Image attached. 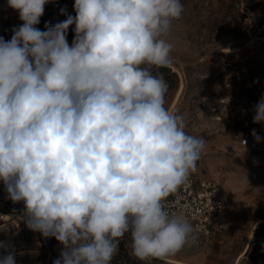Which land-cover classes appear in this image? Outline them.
I'll return each instance as SVG.
<instances>
[{
  "label": "clouds",
  "instance_id": "clouds-1",
  "mask_svg": "<svg viewBox=\"0 0 264 264\" xmlns=\"http://www.w3.org/2000/svg\"><path fill=\"white\" fill-rule=\"evenodd\" d=\"M51 2L7 0L23 22L10 40L0 37V181L7 196L23 201L19 219L30 230L63 245L53 264H112L126 235L140 261L174 255L197 229L164 201L196 170L207 143L165 107L169 85L153 71L172 63L167 37L184 6L75 0V16L41 31L36 25ZM254 112L253 123L264 122V96ZM252 136L261 139L255 130ZM8 248L0 241V264H16Z\"/></svg>",
  "mask_w": 264,
  "mask_h": 264
},
{
  "label": "rangeland",
  "instance_id": "rangeland-1",
  "mask_svg": "<svg viewBox=\"0 0 264 264\" xmlns=\"http://www.w3.org/2000/svg\"><path fill=\"white\" fill-rule=\"evenodd\" d=\"M75 0H53L45 6L36 25H55L67 15L75 16ZM184 12L172 22L168 40L170 71L163 73L169 90L165 107L181 115L185 132L206 141L196 172L217 182L227 196V208L214 221L213 234L198 243L189 240L179 252L150 264H252L264 255V153L243 148L238 129H255L251 117L264 92V0H181ZM66 8V14L60 9ZM19 13L0 0V37L11 39L12 29L21 25ZM74 25L67 41L71 46ZM0 194L7 196L0 181ZM15 203L0 198V212L13 211ZM14 223L4 226L9 237ZM35 232L25 246L10 247L16 264H53L59 258L54 237ZM47 243V244H46ZM6 254L0 249V256ZM170 258V259H168Z\"/></svg>",
  "mask_w": 264,
  "mask_h": 264
},
{
  "label": "built area",
  "instance_id": "built-area-1",
  "mask_svg": "<svg viewBox=\"0 0 264 264\" xmlns=\"http://www.w3.org/2000/svg\"><path fill=\"white\" fill-rule=\"evenodd\" d=\"M254 115L255 112L251 117V121L256 126L255 129H238L236 136L239 141L240 139L247 141L245 148L264 153V122L253 123ZM253 130L261 137L259 142L252 136ZM241 133L243 134L242 137L240 136ZM239 143L244 148L242 142L240 141ZM164 206L170 213H182L189 218L197 229L196 238L192 241L198 243L203 238H208L213 234L214 221L217 219L218 214L227 208V196L220 189L217 182L194 171L188 177L187 182L176 193L170 194L166 198ZM12 212L13 216L10 219L6 217L7 213L0 212V221L3 222L4 226L11 222L15 225L11 229L12 234L9 237L3 236L0 230V241L5 242L10 247L25 246L26 241L33 237L35 232L26 226L23 219H19L24 215L23 201L15 203V208ZM252 264H264V255L257 258Z\"/></svg>",
  "mask_w": 264,
  "mask_h": 264
},
{
  "label": "trees",
  "instance_id": "trees-1",
  "mask_svg": "<svg viewBox=\"0 0 264 264\" xmlns=\"http://www.w3.org/2000/svg\"><path fill=\"white\" fill-rule=\"evenodd\" d=\"M170 71L169 67L160 68ZM53 238V237H51ZM112 264H150L148 261H140L131 254L130 236L126 235L121 241L118 254L113 258Z\"/></svg>",
  "mask_w": 264,
  "mask_h": 264
},
{
  "label": "bare ground",
  "instance_id": "bare-ground-1",
  "mask_svg": "<svg viewBox=\"0 0 264 264\" xmlns=\"http://www.w3.org/2000/svg\"><path fill=\"white\" fill-rule=\"evenodd\" d=\"M0 198L1 199H8V196H6V195H4V194H0ZM7 214H6V217L8 218V219H10V218H12V216H13V212L12 211H8V212H6ZM47 244V243H46ZM247 252H248V248L240 255V257L237 259V261L235 262V264H240V262L245 258V256H246V254H247ZM168 259H170V258H168ZM174 261H176V262H178V263H180V264H194V263H192V262H189V261H185V260H177V259H175Z\"/></svg>",
  "mask_w": 264,
  "mask_h": 264
},
{
  "label": "crops",
  "instance_id": "crops-1",
  "mask_svg": "<svg viewBox=\"0 0 264 264\" xmlns=\"http://www.w3.org/2000/svg\"><path fill=\"white\" fill-rule=\"evenodd\" d=\"M62 248H63V245H62V244H59V245L57 246V249H58L59 253L61 252Z\"/></svg>",
  "mask_w": 264,
  "mask_h": 264
}]
</instances>
